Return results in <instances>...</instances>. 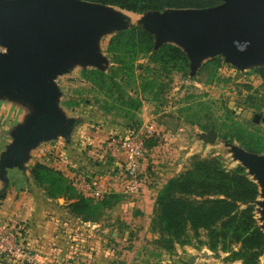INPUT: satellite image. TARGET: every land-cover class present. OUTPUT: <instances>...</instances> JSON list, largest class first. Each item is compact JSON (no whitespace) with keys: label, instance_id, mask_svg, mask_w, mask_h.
<instances>
[{"label":"trees","instance_id":"obj_1","mask_svg":"<svg viewBox=\"0 0 264 264\" xmlns=\"http://www.w3.org/2000/svg\"><path fill=\"white\" fill-rule=\"evenodd\" d=\"M82 1L114 6L139 15L168 9L212 8L222 3V0ZM106 52L113 64L108 72L90 69L81 70L80 75L106 96L107 113L118 110L129 120L138 119L137 114L148 98L161 101L163 79L178 72L187 74L191 63L186 51L174 42L157 48V37L142 25L119 30L109 39ZM142 59H147L148 64L139 72L142 66L138 62ZM224 63L223 56L217 55L207 66L220 68ZM256 72L264 80V67ZM224 139L231 144L239 142L251 154L264 153V134L252 133L237 123L233 134H225ZM153 140H149V145ZM30 178L36 187L46 192L47 199L64 198L70 213L85 216L86 220L91 219L92 211L112 208L116 204H112V200L118 201L120 197L110 194L100 200L80 194L60 171L38 162L32 167ZM260 195L259 184L248 176L245 167L228 169L219 157L194 156L185 171L170 179L155 194L154 231L171 254L177 245H192L196 240L198 248L207 246L213 252L228 254L225 262L261 264L264 229L256 214ZM203 233L206 242L202 240Z\"/></svg>","mask_w":264,"mask_h":264},{"label":"rangeland","instance_id":"obj_2","mask_svg":"<svg viewBox=\"0 0 264 264\" xmlns=\"http://www.w3.org/2000/svg\"><path fill=\"white\" fill-rule=\"evenodd\" d=\"M102 6L107 7L123 18V24L120 27L142 25L151 30H155L153 21L156 17L165 16L172 10H198L168 9L163 12L156 11L139 15L114 6ZM118 28L100 32L95 40L98 52L103 58V62L99 67L93 64L88 66L76 64L70 71L57 77L56 83L61 91V96L58 98L61 111L65 115L72 117V119L83 122L85 125L99 123L107 126L113 132V135L109 138V143L113 138L123 139L130 136L135 130L146 124L154 125L157 130L163 127L171 135L172 133L175 134L181 127L180 141L183 142L184 148L186 147L179 153L181 160H185L183 171L190 166L194 156L202 158L219 157L228 169H234L238 166L245 167L248 176L260 186L261 195L256 204V214L260 226L264 229V182L258 177V173L247 166L241 158V154L249 152L244 150L239 142L235 141L231 144L224 139L225 134L229 132L233 134L236 123L238 126H244L245 129L252 133L264 134V80L256 72L259 68L264 67V61H254L245 67H240L233 62L226 61L224 58V65L220 68H215L207 66V62L219 53L204 58L199 64H194L192 59L187 74L178 72L172 77L163 79L164 88L159 95L161 101L154 102L150 96L151 98L144 102L143 107L137 114L138 119L129 120L125 118L124 113L118 110L107 113L104 109L106 106L105 100H107L106 96L80 75L81 70L97 69L106 72L110 70L113 64L111 56L106 52V46L109 39L117 33ZM155 36L158 40V36L156 34ZM169 40L174 41L173 38ZM4 52L5 47L0 41V54H4ZM138 63L142 66L138 70L141 72L143 67L148 64V60L142 59ZM8 98L14 102L18 100L12 97ZM19 101L23 102L22 100ZM23 105L25 106V104H20V106ZM14 110L15 108L13 107L11 109L7 108L5 111L11 113ZM15 111L21 112L18 109ZM29 111L36 114L38 110L32 107ZM139 120L141 121L140 125L138 124ZM174 124H178L177 130L174 128ZM211 129H215L218 133V141L215 145L207 144L199 138V134L209 132ZM74 137L76 138V136ZM76 140L78 142V139ZM61 144L59 146L63 148L64 141H61ZM107 150L104 149L101 156L108 162L109 160L111 161V156L106 155L108 153ZM257 156L264 158V153ZM34 161H30L29 166H34ZM141 164L142 162L140 163V168ZM30 172L31 170H29V174ZM125 175L126 167L121 174L122 180H124L123 177ZM79 179H77L78 185L81 187ZM92 182L94 183V181ZM100 184L102 185L101 188L105 189V192L110 191L108 184L104 182ZM25 187L46 198V192L36 187L32 178L28 179ZM84 192L89 195L88 192ZM118 199V201L117 199L112 200V204H116L110 209L100 208L97 211H92L90 215L92 217L88 220L85 219V216L76 217L72 215L66 207L64 198H59L56 201L47 199L53 203L46 207H50L67 217L62 222L66 230L65 245L67 253H69L67 260L69 263L74 264L81 261L79 258L88 257L85 256L88 251L93 254L94 258L109 257L112 260L110 264H116L123 257L124 251H129L131 253H128L131 264H165L164 262L168 260L167 257L176 252H173V254L169 253L158 241L160 235L157 231H154L152 223L155 214L148 221L143 220L140 223L132 221V223H129L128 228H124L121 224H113V229H106L107 233H102L105 229L103 225H108V218L110 217L108 211H111L121 203L119 201L123 200L122 197ZM15 224H1L0 227L9 225L19 229L26 244L27 240L23 236V232H25L24 226ZM202 240L204 242L207 240L205 233L202 234ZM192 245L197 246L198 241L194 240ZM27 247L37 262L28 245ZM73 250L76 252L70 254ZM216 254L219 256L218 252ZM222 256L225 259L228 254L223 252ZM82 261L84 264H89L86 259ZM0 263L16 264L6 259H0ZM261 264H264V256L261 258Z\"/></svg>","mask_w":264,"mask_h":264},{"label":"water","instance_id":"obj_3","mask_svg":"<svg viewBox=\"0 0 264 264\" xmlns=\"http://www.w3.org/2000/svg\"><path fill=\"white\" fill-rule=\"evenodd\" d=\"M122 24L119 14L82 0H0V41L5 47L0 98L29 102L38 110L19 128L3 155L5 163H22L28 150L43 140L67 135L75 120L59 107L56 79L76 64L99 67L98 34L128 28ZM145 28L158 36L157 48L174 42L194 64L217 53L240 67L264 61V0H222L212 8L172 10L154 19L156 31ZM199 138L215 145L218 133L211 129ZM241 158L264 182V158L246 152Z\"/></svg>","mask_w":264,"mask_h":264},{"label":"crops","instance_id":"obj_4","mask_svg":"<svg viewBox=\"0 0 264 264\" xmlns=\"http://www.w3.org/2000/svg\"><path fill=\"white\" fill-rule=\"evenodd\" d=\"M15 101L8 97L0 99V225L16 223L15 225L24 226L23 236L35 255L37 264L73 263L67 261L69 253L66 250V230L62 222L67 217L46 207L51 205L50 200L25 187L30 178L29 170L33 166H29L30 161L35 160L34 164L39 162L60 171L72 182L78 192L85 196L88 195L79 187L77 180L79 178L108 184L110 191L102 198L110 194L122 197L121 203L108 211L110 217L108 225H103L104 234L113 224H121L124 228H128L132 221L135 223L148 221L155 212L157 191L184 170L185 160L179 157V153L186 149L180 141L181 127L172 135L165 128L160 127L157 137L150 144L148 156L141 164L140 192L135 195L128 194L121 179L125 168V157H111V161L107 162L101 156L103 150L108 149L109 138L113 132L102 124L85 125L76 119H73L75 124L67 135L43 140L28 150L25 161L7 164L3 161V155L14 144L19 128L33 116L32 111H29L33 107L31 103ZM6 107L8 109L14 107L21 112L14 110L10 113L5 111ZM61 141H64L63 148L59 146ZM175 251L173 255L167 257L165 264H242L240 261L225 262L223 252H218V256L207 246L198 248L196 245H177ZM73 252L76 251L73 250L70 254ZM128 253L130 252L124 251L123 257L116 264H131ZM85 256L88 257L79 258L81 261L74 264H84L82 261L84 259L89 264H110L112 261L109 257L94 258L88 251Z\"/></svg>","mask_w":264,"mask_h":264},{"label":"built area","instance_id":"obj_5","mask_svg":"<svg viewBox=\"0 0 264 264\" xmlns=\"http://www.w3.org/2000/svg\"><path fill=\"white\" fill-rule=\"evenodd\" d=\"M157 134L158 130L154 125L146 124L126 138H113L110 141L106 155H110L112 158L125 157L126 175L123 177V181L126 193L139 192L141 186L140 163L149 153V140L155 139ZM79 182L83 190L88 192V196L92 198L100 199L109 192H105L100 183H93L84 178H80ZM21 234L19 229L9 225L0 227V259L10 260L16 264H37Z\"/></svg>","mask_w":264,"mask_h":264}]
</instances>
